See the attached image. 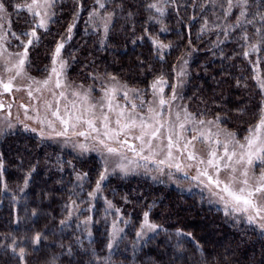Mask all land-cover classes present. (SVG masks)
Instances as JSON below:
<instances>
[{"label":"trees","instance_id":"16d2710c","mask_svg":"<svg viewBox=\"0 0 264 264\" xmlns=\"http://www.w3.org/2000/svg\"><path fill=\"white\" fill-rule=\"evenodd\" d=\"M19 1L3 0L8 31L27 38L31 23L13 12ZM235 5L57 0L49 30L36 31L27 67L44 75L63 44L70 80L111 77L147 90L157 79L172 83L179 62L189 58V74L178 80L183 102L245 136L264 115V0ZM29 130L0 136V264H264V236L197 196L114 177L92 199L103 169L96 158L62 152ZM146 213L158 231L142 240ZM114 224L124 233L110 251Z\"/></svg>","mask_w":264,"mask_h":264},{"label":"rangeland","instance_id":"374dc122","mask_svg":"<svg viewBox=\"0 0 264 264\" xmlns=\"http://www.w3.org/2000/svg\"><path fill=\"white\" fill-rule=\"evenodd\" d=\"M0 4L4 6L3 11H0L1 137L24 126L41 140L52 144L62 152H70L77 157L88 155L95 157L103 168L102 173L105 178L101 180L100 175L94 187L92 199L103 196V185L111 178L146 179L161 183L164 187L176 189L188 196H197L207 206L227 215L232 223L251 226L264 236V228L261 227L264 225V194L253 198V202L260 207L242 211L234 210L235 208L242 209L243 205L236 206L228 194L222 191L225 183H230L235 191L245 187L240 181L245 179L241 172L247 166L237 164L238 157H233L229 161L224 155L225 144L228 145L229 153L233 151L234 145L228 134L234 132H227L212 118L198 116L182 100L183 82L180 85L178 80L182 81L180 77L189 74L187 72L189 58L179 62L172 83L157 79L147 90L128 86L120 80L103 76H94L87 82L72 81L67 74L65 75L66 68L61 69L60 67L61 62L64 64L61 50L59 55L55 51L48 72L42 76H36L27 67L29 50L36 39V31L44 33L49 30L54 5L49 8L43 0H37L36 3H33V0H20L14 6L13 12L22 14L27 22L31 23V27L26 31L28 37L25 38L20 34L18 36L10 34L8 8L3 0H0ZM230 9H232L231 6ZM159 10L161 11V8H158L157 12ZM42 20L44 21L43 26L41 25ZM30 40L31 44H29ZM156 46L160 49H167L162 43ZM21 58L25 61L22 67L18 66ZM54 60L55 63H53ZM53 68L56 69L55 73L52 71ZM57 79L61 82L60 88L56 87ZM45 80L48 81L46 85L43 83ZM6 84L9 85L7 91L4 88ZM161 98L167 101L162 106L159 103ZM54 111H58L61 118L68 120L67 136L57 135L64 131L65 125H62L60 120L53 115ZM121 112H123V117L119 115ZM103 115L109 118L108 128L121 132V135L115 139H107L102 135L105 131L102 122ZM77 116L81 117L80 123H77L75 119ZM118 118L121 120V125L130 119H134L136 124L130 129L121 131L120 126L116 124ZM86 119L94 121L99 133L89 129L88 125L83 123ZM141 120L146 125H151L145 129L148 133L152 131V128H159L156 138L144 136L143 145L141 140L136 139L141 135ZM73 124H76L75 128L72 127ZM161 124L163 127H160ZM257 124L258 122L255 125ZM80 131L88 135L74 134ZM234 134L235 140L244 142L249 132L245 136ZM169 137L173 141L170 149L171 157L168 156ZM125 139L127 144L123 146L116 142V140L124 141ZM99 140H104L105 144L118 148L120 154H107L104 145L100 144ZM129 143L133 144L131 148H129ZM185 144H188L187 149H185ZM81 145L84 147L82 148ZM213 149L216 151L215 159L218 162V168L207 164V161L212 159L210 153ZM236 151L240 150L236 148ZM101 153L104 154L103 157ZM189 153H193L195 158L190 160ZM105 160H107L106 164ZM233 167L236 169L235 173L231 171ZM204 171H207L208 176L200 174ZM259 175L260 166L254 160V166L249 168L247 177L249 185L254 187ZM233 176L235 181L232 180ZM209 177H212L213 182L209 181ZM217 178L221 181L219 185L214 183ZM225 203L228 204L227 208ZM249 217L253 218L252 223H249ZM147 224L154 225L148 220L147 223L143 220L139 231V237L142 240H148L158 231L157 227L149 229ZM123 233L124 229L119 225L110 226V251L117 247Z\"/></svg>","mask_w":264,"mask_h":264},{"label":"snow or ice","instance_id":"6c2138e0","mask_svg":"<svg viewBox=\"0 0 264 264\" xmlns=\"http://www.w3.org/2000/svg\"><path fill=\"white\" fill-rule=\"evenodd\" d=\"M37 0H33V3H36ZM44 4L47 5L49 8L52 7L56 0H43ZM248 3V0H236V5L237 7H245ZM228 4L229 6H233V0H228ZM101 7H103V5H101ZM151 7H155V5H151ZM4 6L3 4H0V11H3ZM30 10H31V6H30ZM241 16L246 15V13L244 11L240 12ZM264 18V17H262ZM249 23H251V21H248ZM241 23L238 20V24ZM44 21H41V25L43 26ZM69 32H71L72 30V26H69ZM32 35L34 36L35 33L33 32ZM31 40L29 41V44H31ZM63 47V44H59L56 48V54L59 55L61 48ZM26 55V53H25ZM24 59L21 58L19 60V65L20 67H22L24 65ZM53 63H55V60L53 61ZM61 69H63L64 64L63 62H61L60 65ZM52 71L55 73L56 69L53 68ZM45 85L48 83L47 80H45L43 82ZM56 87L60 88L61 87V82L59 79H57L56 81ZM153 87H155V85H153ZM5 90H9V85H4ZM162 91V89H161ZM61 95L63 96V93H61ZM174 98V97H173ZM160 105H164L167 103V101L163 98H161L159 100ZM135 107V105L133 106ZM111 110V109H110ZM53 115L57 117V119L60 120L62 125H65L64 127V131L63 132H59L57 133L58 136H67V132H68V120L61 118L59 116L58 111H54ZM121 117H123V112H121L119 114ZM77 123H80L81 121V117L77 116L75 117ZM108 116L107 115H103L102 116V122L104 125V129L105 131L102 133V135L104 137H106L107 139H115L116 137H118L119 135H121V132L119 131H113L110 130L108 128ZM153 119H155V117H153ZM83 123L87 124L89 129L93 130V131H97L99 133V130L96 129L94 121L92 119H86L83 121ZM157 123H159V121H157ZM201 123H203V121H201ZM211 123V122H210ZM116 124L118 126H120L121 131L125 130V129H130L132 127L135 126L136 121L134 119H130L127 123H124L121 125V120L118 118L116 120ZM49 127H51V124L49 123ZM73 128L76 127V124L72 125ZM140 127H141V135L137 136L136 139L141 140L142 141V145L144 142V136L148 135L151 138H156L157 135L159 134V128H152V131L150 133L146 132L145 129L148 127H151V125H146L144 123L143 120H141L140 122ZM160 127H163V125L161 124ZM181 127H183V125H181ZM75 135H79V136H87L88 133L84 132V131H80V132H76L74 133ZM229 137L231 138V142L234 145L233 151H231L229 153L228 151V145L225 144L224 148H225V152L224 155L228 158L229 161L232 160L233 157H238L236 160L237 164H241V165H246L247 167H244L241 175L243 177H245V179H243L242 181H240V183L244 184L245 187L239 188L238 191L233 190L232 186L230 183H225L224 188L222 189L223 192L227 193L228 196L231 198V200L235 203L236 206L239 205H243V208H235L234 210H242V211H247L249 208L252 209H256L258 207H260L259 205L255 204L253 202V198L257 197L259 194H264V115L261 116L259 122L257 125L253 126V128L249 129V135L246 136L244 138V142H240L235 140V134L234 133H229L228 134ZM100 144H103L107 154L109 155H119L120 154V150L118 148L112 147L108 144H105L104 140H99L98 141ZM117 143L121 144V146L127 144V140L125 139L124 141H119L116 140ZM190 143V142H189ZM150 141H149V147H150ZM173 146V141L171 139V137H169L168 139V148H169V152H168V156L171 157V151L170 149ZM81 147L83 148L84 146L81 145ZM188 144H185V149H187ZM129 148H131V146H129ZM236 148H238L240 151L237 152ZM102 157H103V153H101ZM212 159H209L207 161V164L209 166H212L213 168H218V162L216 161V151L215 149H213L210 153ZM188 158L194 159L195 156L193 153H189ZM254 160L259 164L260 166V175L257 177V183L256 185L253 187L251 185H249V181L247 179V177L249 176V168L254 166ZM107 163V160H105V164ZM201 163H204V161H201ZM225 167H228V165H225ZM177 168H179V165H177ZM123 170V169H122ZM231 171L233 173L236 172V169L233 167L231 169ZM201 175L204 176H208L207 171L201 172ZM105 178L104 173L101 174V180H103ZM232 180L235 181V177H232ZM209 181H212V177H209ZM214 183L216 185H219L221 183V181L217 178L215 179ZM99 187V184L97 185ZM221 199H223V197H221ZM225 207H228V204L225 203ZM227 214V213H226ZM145 221L147 223V213L145 214ZM253 222V218L249 217V223ZM147 227L149 229H154L156 226L152 225V224H147ZM262 228H264V225L261 226ZM39 239V237H37V240ZM111 245H109L110 247ZM21 251H23V249H21Z\"/></svg>","mask_w":264,"mask_h":264},{"label":"water","instance_id":"95a60500","mask_svg":"<svg viewBox=\"0 0 264 264\" xmlns=\"http://www.w3.org/2000/svg\"><path fill=\"white\" fill-rule=\"evenodd\" d=\"M128 145H129V146H131V147L133 146V144H132V143H129Z\"/></svg>","mask_w":264,"mask_h":264}]
</instances>
